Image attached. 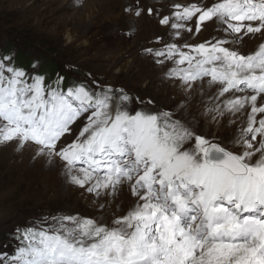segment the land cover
Here are the masks:
<instances>
[{"label":"snow or ice","instance_id":"1","mask_svg":"<svg viewBox=\"0 0 264 264\" xmlns=\"http://www.w3.org/2000/svg\"><path fill=\"white\" fill-rule=\"evenodd\" d=\"M123 13L129 36L153 29L139 55L177 90L171 107L0 54V146L59 165L96 210L17 225L0 264H264V0H124Z\"/></svg>","mask_w":264,"mask_h":264},{"label":"rangeland","instance_id":"2","mask_svg":"<svg viewBox=\"0 0 264 264\" xmlns=\"http://www.w3.org/2000/svg\"><path fill=\"white\" fill-rule=\"evenodd\" d=\"M102 1L88 9L90 0H79L82 7L75 6L76 0H0V54L9 47L15 56L23 55L29 61L25 68L34 61L39 64L42 59L45 63L53 61L55 73H63L66 65H72L79 70L77 75L91 72L145 98L154 97L158 106L173 105L180 99L177 92H172L176 89L147 60L133 64L131 55L119 59L122 50L137 44L136 52L141 58L139 51L152 35L147 21H137L136 31L129 36L131 21L123 13L124 0H119L121 11L117 8L109 11L107 0ZM96 5L106 7L98 19ZM121 13L126 17L124 21ZM109 24L115 25L112 35L107 28ZM119 43L124 44L120 51ZM167 92L169 98L164 96ZM206 130L217 132L215 126ZM221 135L226 136L227 132L222 131ZM81 193L82 190L64 182L59 165L48 166L44 160H33L30 149L18 151L15 145L0 146V245L9 243L7 234L17 225L41 214L95 213L88 206L91 197ZM11 251L10 243L7 248L0 247V252Z\"/></svg>","mask_w":264,"mask_h":264},{"label":"bare ground","instance_id":"3","mask_svg":"<svg viewBox=\"0 0 264 264\" xmlns=\"http://www.w3.org/2000/svg\"><path fill=\"white\" fill-rule=\"evenodd\" d=\"M97 1H100V0H90V2L87 4V8L88 9H90L92 6H94V4H96L97 3ZM104 1V0H103ZM102 1V2H103ZM107 2L109 3V8H107V9H109V11L111 10H115L116 8L118 9V10H120V8H122V5L120 4V1L119 0H107ZM104 3H106V2H104ZM92 4V5H91ZM105 7V6H104ZM104 7H103V9H102V6H99V5H96L95 6V8H97V10H98V14L96 15V18L98 19V18H100V15L101 14H99L100 12H102V11H104ZM106 8V7H105ZM92 10L94 11V9L92 8ZM122 10V9H121ZM120 10V11H121ZM119 13V12H118ZM102 16V15H101ZM126 16V15H125ZM124 15H123V13H121L120 14V18L121 19H123V21H124V18H126ZM120 20V19H119ZM127 20V19H126ZM122 21V20H121ZM104 24V23H103ZM128 24V23H127ZM141 25V27H144V24H140ZM95 26V25H94ZM125 26H127V25H125ZM117 27V26H116ZM107 28H109L108 30H109V34L110 35H112V34H114L115 33V31H116V29H115V25H111V24H109L108 26H107ZM135 28H137V27H135ZM148 30H149V33H151L152 34V32H153V29L150 27V26H148ZM136 31V30H135ZM135 35H137V34H135ZM205 35H208V33H205ZM133 36V35H132ZM138 36H140L139 34H138ZM149 36V35H148ZM137 37V36H136ZM144 39V38H143ZM140 40V39H139ZM141 42V41H140ZM144 42V41H143ZM128 43V42H127ZM137 43V42H136ZM119 45V47L117 48V50H121V47L124 45L123 43H119L118 44ZM138 45V44H137ZM137 45H132V46H130V48L129 49H125V51H123L122 50V52H121V54L119 55V59H124L127 55H131L132 57H133V59H132V63L134 64V63H138V62H141V61H146L145 59H143V58H140L139 56H138V54H137V50L139 49L138 47H139V45L137 46ZM142 46V45H141ZM140 46V47H141ZM255 47V42H252L251 44H249L248 45V49L250 50V49H253ZM127 57H129V56H127ZM149 66L154 70V68L151 66V64H149ZM172 92H177V90H174V91H172ZM170 94H169V92H167L164 96H165V98H169L170 96H169ZM173 102V101H172ZM172 106V104H169V105H163V107H171ZM213 127V126H212ZM211 127V128H212ZM225 134V133H224ZM57 170V169H56ZM55 175H54V173H53V177H54ZM54 179V178H53ZM54 181V180H53ZM57 185V184H56ZM54 187V186H53ZM121 199L123 200V203H124V205H127L128 203H129V201H130V197L125 193L122 197H121Z\"/></svg>","mask_w":264,"mask_h":264},{"label":"trees","instance_id":"4","mask_svg":"<svg viewBox=\"0 0 264 264\" xmlns=\"http://www.w3.org/2000/svg\"><path fill=\"white\" fill-rule=\"evenodd\" d=\"M7 51L11 52L10 48L9 47H6L4 49V53H8ZM16 60H17V63L21 66H27L29 61H27V59L24 58L23 55H16ZM48 62V61H47ZM40 71L41 72H47L48 74L50 75H53L55 74V65L53 64V61H51L50 63H45L44 62V59H42L40 61Z\"/></svg>","mask_w":264,"mask_h":264}]
</instances>
